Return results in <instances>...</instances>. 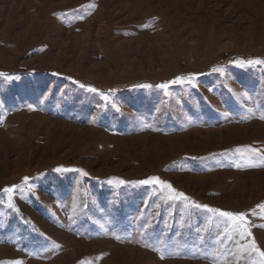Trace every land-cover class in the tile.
<instances>
[{"label": "rangeland", "instance_id": "1", "mask_svg": "<svg viewBox=\"0 0 264 264\" xmlns=\"http://www.w3.org/2000/svg\"><path fill=\"white\" fill-rule=\"evenodd\" d=\"M250 59L264 0H0V264H237L220 218L137 182L224 211L264 203Z\"/></svg>", "mask_w": 264, "mask_h": 264}, {"label": "snow or ice", "instance_id": "2", "mask_svg": "<svg viewBox=\"0 0 264 264\" xmlns=\"http://www.w3.org/2000/svg\"><path fill=\"white\" fill-rule=\"evenodd\" d=\"M241 66H264V60L262 59H250L247 61H238ZM216 71H223V69H216ZM191 83V78L184 77H176L173 81L169 83L173 84H182V83ZM168 84L158 85L157 87L167 89ZM147 87V86H145ZM95 91V89H92ZM264 118V117H262ZM239 151V150H238ZM256 151V150H252ZM252 166H264L262 165H252ZM56 171L58 172H67V171H77L80 172L82 175H87V173L83 172L81 169H66L63 167L57 168ZM28 177L23 178V182L27 184ZM109 183H117V184H124L125 181L123 180H109ZM138 184H151V185H158L162 190L166 189L169 195L167 199L169 200H183L190 204L191 207L197 210H205L208 213H212L215 217L220 218L217 223L221 225H225L224 233L228 234L229 238H238L237 248L231 255L236 257V262L239 264L241 260H247L249 264H264V250L257 245L255 238L252 236L251 228L256 226L251 223L248 219L249 215L251 216H259L261 219H264V203L256 205L255 208L249 210L248 212H233V211H224L219 208H213L205 204H199L195 201H192L189 197H187L182 192H177L174 188H172L171 184L166 181H162L159 177L152 176L148 177L147 179L141 180L137 182ZM19 187L18 185H13L12 187H8L3 189V191L9 194V207H14L11 202V194L13 193L14 189ZM259 210V211H257ZM211 219V218H210ZM259 227L264 228V224L259 225ZM239 241H246L243 244H240ZM164 258L163 256L161 257ZM10 264H21L20 261H12ZM81 264H85V262H81Z\"/></svg>", "mask_w": 264, "mask_h": 264}, {"label": "bare ground", "instance_id": "3", "mask_svg": "<svg viewBox=\"0 0 264 264\" xmlns=\"http://www.w3.org/2000/svg\"><path fill=\"white\" fill-rule=\"evenodd\" d=\"M229 132H230V131H229ZM136 254H137V253H136ZM136 254H135V255H136ZM137 255H139V254H137ZM133 256H134V255H131V257H133Z\"/></svg>", "mask_w": 264, "mask_h": 264}]
</instances>
